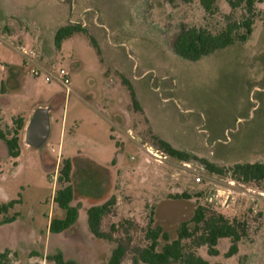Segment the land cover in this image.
Returning a JSON list of instances; mask_svg holds the SVG:
<instances>
[{
	"label": "rangeland",
	"instance_id": "obj_1",
	"mask_svg": "<svg viewBox=\"0 0 264 264\" xmlns=\"http://www.w3.org/2000/svg\"><path fill=\"white\" fill-rule=\"evenodd\" d=\"M217 4L211 16L200 0H0V130L17 116L29 123L40 107H49L51 118L41 148L23 136L13 158L0 140V203L21 199L14 209L18 219L0 227L8 264H57L47 256L59 252L77 264H108L115 243L93 237L87 223L88 208L102 202L100 183L87 189L83 179L73 201L80 212L76 225L49 232L52 218L65 216L53 197L63 160L73 158L111 170L113 177L103 179L115 181L116 206L103 220L104 231L121 219L144 225L154 209L157 224L175 238L196 202L170 195L206 187L211 204L250 225L236 255L225 256L230 242L224 241L211 263L264 264V221L258 217L264 187L210 174L199 161L149 152L159 137L219 165L264 162V0H256L247 43L195 62L172 49L183 21L223 26L232 10L225 0ZM242 13L231 14L240 20ZM67 24H80L86 33L57 48L55 33ZM21 48L34 49L45 67L69 71L70 91L34 78ZM124 264H131L129 257Z\"/></svg>",
	"mask_w": 264,
	"mask_h": 264
},
{
	"label": "trees",
	"instance_id": "obj_2",
	"mask_svg": "<svg viewBox=\"0 0 264 264\" xmlns=\"http://www.w3.org/2000/svg\"><path fill=\"white\" fill-rule=\"evenodd\" d=\"M225 2L232 10L231 13L241 8L243 12L241 19H235L231 13H227L224 15L223 26L215 28L181 22L172 44L173 52L177 56L195 62L229 46L247 43L255 30L256 0H225ZM200 4L211 16L220 10L217 0H200ZM76 33H86V30L80 24H67L58 28L54 38L56 47L61 48L63 41ZM26 123L25 118L17 116L13 118L12 125L6 131L0 130V140L5 144L9 156L13 158L20 155ZM152 145L177 161H199L210 174L264 187L262 161L219 165L206 158H200L193 152L177 149L159 137H154ZM106 174L113 177L111 170L102 166L90 163L84 165L78 158L63 160L53 201L59 210L65 212V216L53 217L49 232L61 234L76 225L80 212L79 207L73 205V201L83 179L88 182L87 189L96 188L100 183L99 188L102 190L98 197L102 202L88 208L87 223L93 237L115 243L108 264H124L127 257L130 258L131 264H212L211 258L221 254L220 246L224 241L230 242L229 250L225 253V256L230 258L239 252L240 244L250 235L248 219L244 216L230 217L216 208L210 202L211 191L206 187L194 193L186 190L170 195L173 198L194 199L196 202L194 214L179 224L175 238H171L169 232L157 224L154 209L150 211L144 225L132 219H121L113 221L110 230L104 231L103 220L114 212L117 190L113 179H111L112 183L104 182L103 177ZM113 188L114 191L109 193ZM105 194L108 196L104 198ZM19 203L21 199L0 203V227L14 223L18 219L19 214L14 212V209ZM258 217L264 221V209L259 211ZM9 254V249L0 252V264H8ZM47 259L54 260L57 264H77L74 260L65 259L61 252L47 256Z\"/></svg>",
	"mask_w": 264,
	"mask_h": 264
},
{
	"label": "built area",
	"instance_id": "obj_3",
	"mask_svg": "<svg viewBox=\"0 0 264 264\" xmlns=\"http://www.w3.org/2000/svg\"><path fill=\"white\" fill-rule=\"evenodd\" d=\"M23 49V54L26 57V64L29 65L31 68L32 76L36 79H41L47 84H51L52 82H58L61 85H63L66 88V91H70V85H71V77L69 71H67L64 68H56V67H45L44 65H41L38 61V55L34 49ZM157 149H154L153 147H150L149 152L152 153L154 156L159 157ZM162 153V152H161ZM164 158H167V155L162 153ZM186 166H190L189 163H185ZM198 182L201 181V178L198 176L196 178ZM264 196V193H261ZM211 200V199H210Z\"/></svg>",
	"mask_w": 264,
	"mask_h": 264
},
{
	"label": "water",
	"instance_id": "obj_4",
	"mask_svg": "<svg viewBox=\"0 0 264 264\" xmlns=\"http://www.w3.org/2000/svg\"><path fill=\"white\" fill-rule=\"evenodd\" d=\"M51 132L50 108H37L25 131V141L28 145L41 148L48 141Z\"/></svg>",
	"mask_w": 264,
	"mask_h": 264
},
{
	"label": "crops",
	"instance_id": "obj_5",
	"mask_svg": "<svg viewBox=\"0 0 264 264\" xmlns=\"http://www.w3.org/2000/svg\"><path fill=\"white\" fill-rule=\"evenodd\" d=\"M27 123H28V122H27ZM27 123H26V125H28ZM129 131L131 132L132 130L129 129ZM23 136H24V138H25V132H24V135H23Z\"/></svg>",
	"mask_w": 264,
	"mask_h": 264
},
{
	"label": "flooded vegetation",
	"instance_id": "obj_6",
	"mask_svg": "<svg viewBox=\"0 0 264 264\" xmlns=\"http://www.w3.org/2000/svg\"><path fill=\"white\" fill-rule=\"evenodd\" d=\"M109 176V175H108Z\"/></svg>",
	"mask_w": 264,
	"mask_h": 264
}]
</instances>
